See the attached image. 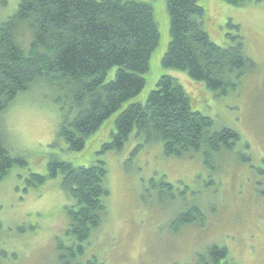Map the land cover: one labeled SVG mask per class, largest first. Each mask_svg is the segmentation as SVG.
I'll return each instance as SVG.
<instances>
[{"label": "rangeland", "instance_id": "374dc122", "mask_svg": "<svg viewBox=\"0 0 264 264\" xmlns=\"http://www.w3.org/2000/svg\"><path fill=\"white\" fill-rule=\"evenodd\" d=\"M21 1L8 0L7 6H0V25L18 11ZM144 1L154 7L161 36L145 75V89L124 103L84 150L69 152L58 138L60 107L57 96L45 86L35 85L6 112V143L12 156L26 164L16 165L0 182V250L8 251L6 264H61L62 247L78 243L67 236L66 209L74 201L63 190L62 177L28 187L31 174H48V162L55 154L77 167L103 161L109 172L108 214L83 244L85 254L77 263L96 259L103 264H196L199 255L220 246L229 253L225 264H264V3L253 0L236 8L221 0L200 2L206 12L203 27L212 41L230 47L231 37L240 34L245 53L257 65L245 73L235 92L218 97L187 73L162 67L171 42L167 0ZM230 21L240 30H230ZM18 42L32 54L27 30H21ZM116 73L113 69L106 82ZM167 75L181 82L193 110L211 118L216 131L230 128L239 133L234 153L216 154L210 166L203 153L168 158L160 142L147 143L136 131L123 152L102 154L103 145L113 141L119 115L136 103L146 105L160 78ZM162 179L173 185L171 192L161 185ZM196 206L203 219L175 224Z\"/></svg>", "mask_w": 264, "mask_h": 264}, {"label": "trees", "instance_id": "16d2710c", "mask_svg": "<svg viewBox=\"0 0 264 264\" xmlns=\"http://www.w3.org/2000/svg\"><path fill=\"white\" fill-rule=\"evenodd\" d=\"M221 1L236 8L253 2ZM166 2L171 42L162 67L187 73L218 97L235 92L245 73L257 67L245 53L240 34L229 36L230 47L219 46L204 30L206 12L201 0ZM7 4L8 0H0V6ZM18 8L0 25V182L16 165L26 166L23 159L10 153L3 126L6 112L20 95L39 84L57 96L62 118L58 138L64 140L67 151L80 153L124 103L145 89V75L150 72L151 57L161 40L154 7L144 0H22ZM228 27L240 30L231 21ZM21 30L30 34L31 55L18 42ZM113 69L116 76L107 83ZM115 127L113 141L103 145L102 154L123 152L137 131L147 143L160 142L168 158L203 153L210 166L216 154L234 153L241 141L239 133L230 128L216 131L211 118L193 110L181 82L168 75L160 78L146 105L136 103L126 109L116 119ZM48 163V174H31L28 187L38 188L49 179L62 177V188L74 201L66 209L70 219L67 236L78 243L62 247L60 263L80 264L77 259L85 254L83 244L108 214L109 172L103 161L77 167L57 154ZM161 181L167 191L173 190V185ZM198 217L203 219L204 214L196 206L185 211L175 224L191 225ZM8 257L0 251V258ZM198 257L196 264H225L229 253L226 248L213 246ZM86 264L103 263L93 259Z\"/></svg>", "mask_w": 264, "mask_h": 264}, {"label": "flooded vegetation", "instance_id": "af4514ba", "mask_svg": "<svg viewBox=\"0 0 264 264\" xmlns=\"http://www.w3.org/2000/svg\"><path fill=\"white\" fill-rule=\"evenodd\" d=\"M0 251H2V250H0ZM4 251V250H3ZM5 252V251H4ZM6 253H8V251L6 252ZM9 258V257H8ZM3 259V258H2ZM6 262H7V259H5V262H3V261H0V263L1 264H6Z\"/></svg>", "mask_w": 264, "mask_h": 264}]
</instances>
